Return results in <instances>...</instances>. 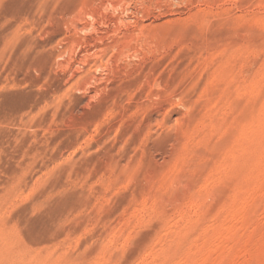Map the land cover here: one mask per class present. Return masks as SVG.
<instances>
[{"label": "rangeland", "instance_id": "1", "mask_svg": "<svg viewBox=\"0 0 264 264\" xmlns=\"http://www.w3.org/2000/svg\"><path fill=\"white\" fill-rule=\"evenodd\" d=\"M0 264H264V0H0Z\"/></svg>", "mask_w": 264, "mask_h": 264}]
</instances>
